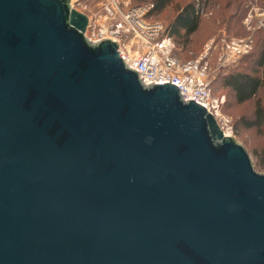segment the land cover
<instances>
[{
  "label": "water",
  "instance_id": "water-1",
  "mask_svg": "<svg viewBox=\"0 0 264 264\" xmlns=\"http://www.w3.org/2000/svg\"><path fill=\"white\" fill-rule=\"evenodd\" d=\"M88 23L0 0V264H264V173Z\"/></svg>",
  "mask_w": 264,
  "mask_h": 264
},
{
  "label": "built area",
  "instance_id": "built-area-1",
  "mask_svg": "<svg viewBox=\"0 0 264 264\" xmlns=\"http://www.w3.org/2000/svg\"><path fill=\"white\" fill-rule=\"evenodd\" d=\"M80 0H71L76 9ZM153 4L123 6L118 0H105L98 20H90L86 30H92V41L111 39L119 45L129 68H135L143 84L173 81L181 87L184 101L203 102L215 117L220 129L228 134L227 126L219 114L220 101L214 98L211 84L217 74L235 65L252 49L248 38H219L212 40L197 58L181 62L172 55L163 37L161 24L148 18ZM219 48L214 66L210 52Z\"/></svg>",
  "mask_w": 264,
  "mask_h": 264
},
{
  "label": "rangeland",
  "instance_id": "rangeland-1",
  "mask_svg": "<svg viewBox=\"0 0 264 264\" xmlns=\"http://www.w3.org/2000/svg\"><path fill=\"white\" fill-rule=\"evenodd\" d=\"M118 1L127 7L153 3V0ZM104 3L105 0H80L75 7L86 14L90 20H98L101 6ZM187 4H193L199 10V28L189 37L186 44L183 38L171 37L168 33L170 39H165L171 51L174 48V52L181 60L191 61L200 56L214 39L250 37L252 41L250 53L244 55L232 67L249 72L258 70L254 63L259 52L264 49V0H172L150 21L161 24L164 31ZM92 33V30H89L87 36L91 37ZM219 53V48L211 50L210 63L212 66L215 65ZM225 74L227 73L224 71L221 76ZM217 83L219 85L217 84L213 95L220 101L219 114L227 126L226 132L245 148L254 170L264 173V127H247L245 124L252 120L254 101L236 104L232 93L223 86L220 88L221 81ZM258 99L264 105V89L259 92Z\"/></svg>",
  "mask_w": 264,
  "mask_h": 264
},
{
  "label": "trees",
  "instance_id": "trees-1",
  "mask_svg": "<svg viewBox=\"0 0 264 264\" xmlns=\"http://www.w3.org/2000/svg\"><path fill=\"white\" fill-rule=\"evenodd\" d=\"M172 0H153V9L149 13L148 18L151 19L155 14L164 10ZM133 5V6H139ZM200 24L199 10L193 4L184 6L174 17L168 29H164L163 37L170 39L171 37H181L185 40V44L189 41V37L196 33ZM168 33L170 36H168ZM182 33V34H181ZM181 62L189 60H181L174 48L171 51ZM250 53V52H249ZM255 67L258 70L245 71L236 70L233 67L224 70L227 74L221 76L224 71L217 74L211 84L212 93L217 89L218 81H221L220 88L228 89L232 93V97L236 104H242L249 101H254L253 117L247 127H264V105L258 99L259 92L264 89V49L259 52L258 58L255 60ZM219 87V86H218ZM221 110V107H220Z\"/></svg>",
  "mask_w": 264,
  "mask_h": 264
}]
</instances>
